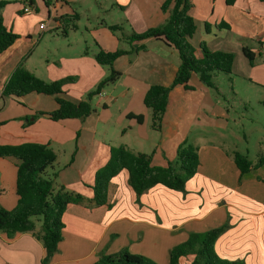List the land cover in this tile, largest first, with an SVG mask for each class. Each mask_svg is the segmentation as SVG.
<instances>
[{
	"label": "crops",
	"instance_id": "0c3cea01",
	"mask_svg": "<svg viewBox=\"0 0 264 264\" xmlns=\"http://www.w3.org/2000/svg\"><path fill=\"white\" fill-rule=\"evenodd\" d=\"M189 1L197 28L190 42L197 57L202 56V44L212 52L233 54L229 77L237 79L240 87L245 83L260 91L257 95L264 101V2ZM165 2L18 0L13 8L2 10L5 26L19 39L0 54V146L49 145L60 167L53 165L47 175L55 179L56 186L83 197L63 216V241L51 264H95L102 255L125 250L167 264L170 251L185 242L190 233L222 226L228 229L215 245L220 257L264 264V156L256 160L250 156L249 130L243 124H231L230 114L236 106L234 99L248 100L251 93L241 97L234 82L228 97L216 82L217 90L211 89L193 75L192 90L178 86L170 93L162 128L156 131L144 98L151 86L173 83L180 65L179 53L155 39L130 44L119 39L120 32L109 29L119 25L128 36L160 27L170 16V9H162ZM25 6L33 8L34 13L25 15ZM94 8L100 14L94 15L92 25ZM114 9L119 18L109 23L106 15ZM82 13L88 18L84 29L77 23ZM43 22L47 30L40 27ZM222 24L229 29L219 28ZM244 48L255 52L253 65L244 55ZM100 49L129 53L113 64L122 76L109 92L102 90L97 103H92L95 113L87 118L50 120L47 114L58 109L56 96H2L12 74L22 66L46 82L74 79L65 84L61 97L79 104L111 72L110 67L99 65L95 59ZM130 115L143 116V123ZM258 140L263 154L264 136ZM116 142L133 154L151 155L154 167L175 162L178 147L186 142L197 149L200 166L184 192L157 185L140 198L129 185L128 172L123 170L110 183L107 204L97 206L93 201L95 176L107 164L111 148H117ZM57 153L65 156L62 166ZM235 153L252 162L245 175L234 162ZM16 182L17 161L0 158V207L5 210L17 206ZM34 221L39 232L41 225ZM44 256L45 250L33 234L9 237L0 233V264H41ZM181 264H192V258L181 259Z\"/></svg>",
	"mask_w": 264,
	"mask_h": 264
},
{
	"label": "trees",
	"instance_id": "16d2710c",
	"mask_svg": "<svg viewBox=\"0 0 264 264\" xmlns=\"http://www.w3.org/2000/svg\"><path fill=\"white\" fill-rule=\"evenodd\" d=\"M262 1L264 2V0ZM228 3L232 4L233 0H228ZM6 6L7 2L0 1V54L7 51L19 39V36L4 24L1 12ZM191 8L189 0H166L162 6L163 11L170 9V16L166 23L141 34L132 32L127 36L121 32V26L109 27L112 32L121 33L120 40H126L130 44L155 39L171 45L179 53L180 65L173 83L170 86H151L144 98V105L152 114V129L156 131H160L162 128L169 96L174 88L183 86L187 90H192L190 81L193 75H197L203 85L217 90L214 83L215 76L218 73L232 75L233 54L212 52L202 44L200 47L202 56L197 57L196 49L190 42L197 29L190 14ZM219 28L228 30L229 26L222 24ZM141 49L145 50L146 47L142 46ZM243 52L250 64L253 65L256 57L255 52L249 48H244ZM128 53L123 50L116 52L99 50L95 56L97 63L110 67L111 72L87 96L86 100L79 104H73L61 97L64 94L65 84L74 82V79L46 82L22 66L14 71L2 91V96L17 99L31 93L56 96L58 109L47 114L50 120L87 118L95 113L92 106L93 97L99 95L107 85L114 84L121 78L122 74L113 69V64L119 57ZM129 117L135 118L138 123L144 121L143 116L130 115ZM0 158H12L17 161L16 187L19 198L17 206L11 211L0 207V233L4 232L9 237L17 234H33L45 250L41 264H51L58 252L59 244L63 241L65 228L63 216L70 205L79 204L83 201V197L56 186L54 178L44 177L47 170L57 160V155L49 145L34 143L17 146L2 145L0 146ZM234 162L241 175H245L251 170L252 162L243 154L235 153ZM199 166L197 149L186 142L178 147L176 161L170 162L167 167L152 166L151 155L133 154L123 147L111 148L107 164L96 173L93 201L97 206L107 204L110 183L123 170L128 172L129 185L140 198L157 185H162L172 191L184 192L188 181L197 174ZM38 217L42 218L39 232L36 231L34 221ZM227 229V226H222L203 233H190L185 242L170 251L169 264H181L183 258H192V264H244L241 261L222 258L215 250L216 242ZM95 264L157 263L125 250L115 255H102Z\"/></svg>",
	"mask_w": 264,
	"mask_h": 264
},
{
	"label": "rangeland",
	"instance_id": "374dc122",
	"mask_svg": "<svg viewBox=\"0 0 264 264\" xmlns=\"http://www.w3.org/2000/svg\"><path fill=\"white\" fill-rule=\"evenodd\" d=\"M0 1H4L7 2V6L10 9L14 7V5H16L15 1L18 2V0H0ZM89 2L86 3L85 5L89 6ZM5 7V8H6ZM4 8V9H5ZM3 9V10H4ZM9 9V10H10ZM2 13V12H1ZM95 14H100L99 9H95L92 12V19L91 24H95ZM107 16V21L109 23H112L111 20H116L119 17V13L117 9H114V11H110L108 13ZM79 26L81 27V29H84V26H88V18L85 16L84 13H82V18L79 20ZM100 23V20H99ZM218 78H214V83L216 82L217 85L220 86V88L224 89L225 92H227L226 94L229 97V90L232 88V83L235 82V86L237 87V89L239 90V92L241 93V97L245 92H250L251 94H249V98L247 99H234L236 100L235 104L236 106L232 109V111L230 112L231 114V124H243L245 125V128L248 129L249 131H247V133L249 134L248 136L251 137V145L249 146L250 149V156H252V158L254 160H256L255 157H259V159L264 156V152H262L263 154H261L260 149L261 146H259V140L258 138H261L264 136V105H263V100H261L258 95L257 92L259 93L260 91H255L256 89H253V87H249L248 85L242 84V87L239 86V81L237 79L231 78L229 77V75H226L224 73H218L216 75ZM215 76V77H216ZM231 76V75H230ZM234 79V81H233ZM112 86V84H109L105 87V91L109 92L108 89ZM239 87V88H238ZM247 94V93H246ZM99 100L98 95L93 97L92 99V103L96 104L97 101ZM240 101V102H239ZM253 130V131H252ZM113 131V128L111 130V132ZM119 141V140H117ZM120 142H116V146L117 148L119 147ZM243 145V144H241ZM242 147V146H240ZM59 156V162L61 163V166L64 164V162L66 161L65 156L63 155V153H57ZM55 168L58 169L60 167L59 163H55L54 164ZM53 169L49 168L47 170L48 173L52 172ZM46 172V174L44 175L45 178H49V176L47 175L48 173ZM34 220H37V225L40 226L41 222L40 220H42V218L38 217L35 218ZM39 220V221H38ZM153 261L157 264H165L163 262H161V259L158 260V258H152ZM167 264H169V261L166 260Z\"/></svg>",
	"mask_w": 264,
	"mask_h": 264
},
{
	"label": "built area",
	"instance_id": "2783aa9c",
	"mask_svg": "<svg viewBox=\"0 0 264 264\" xmlns=\"http://www.w3.org/2000/svg\"><path fill=\"white\" fill-rule=\"evenodd\" d=\"M58 1H59V2H64L65 0H58ZM23 13H24L25 15H31L32 13H34V9L31 8V7H29V6H25V7H23ZM40 27H41L42 29H44V30H47V25H46L45 22L41 23V24H40Z\"/></svg>",
	"mask_w": 264,
	"mask_h": 264
},
{
	"label": "water",
	"instance_id": "95a60500",
	"mask_svg": "<svg viewBox=\"0 0 264 264\" xmlns=\"http://www.w3.org/2000/svg\"><path fill=\"white\" fill-rule=\"evenodd\" d=\"M83 119V118H82Z\"/></svg>",
	"mask_w": 264,
	"mask_h": 264
}]
</instances>
